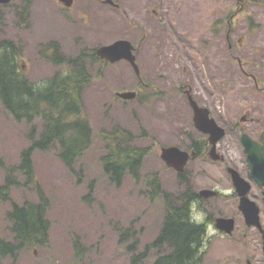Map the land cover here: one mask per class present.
<instances>
[{"label": "rangeland", "instance_id": "rangeland-1", "mask_svg": "<svg viewBox=\"0 0 264 264\" xmlns=\"http://www.w3.org/2000/svg\"><path fill=\"white\" fill-rule=\"evenodd\" d=\"M113 1L119 4L100 0H74L69 8L58 0L0 4V38L22 43L20 66L36 85L68 68L47 57L54 52L53 45L64 56L75 57L120 38L137 45L143 77L139 83L127 60L89 62L92 78L83 101L94 129L92 145L73 168L59 158L57 147L35 151L36 179L48 198L49 239L45 245L19 251L15 261L0 258V264H131L128 245L137 240L136 251L143 250L163 223L162 201L150 198L146 178L159 174L162 188L174 193L186 188L160 156L162 147H183L189 132L198 134L187 94L180 89L184 84L222 126L242 125L241 117L247 114L251 135L264 126V0ZM123 90H136L138 95L124 100L116 94ZM37 125L40 131L42 121ZM117 126L130 130L134 144L149 150L139 179L127 174L120 185L108 178L101 162L106 152L102 132ZM30 127L15 120L0 102V184L31 144ZM239 131L227 130L221 139L224 149L234 146ZM214 162L189 163L196 169L188 174L196 189L207 187L214 175L226 182L224 165ZM11 198L22 203L36 201L38 195L33 186H21L13 188ZM204 207L213 218L235 213L226 195L206 199ZM10 208V202L0 201V237L11 239L6 220ZM203 213L202 207L195 208L199 221ZM125 229H131L130 236H122ZM210 229L216 236L214 226ZM217 238L205 264H232L223 262L232 249ZM154 255L151 252L144 264H151Z\"/></svg>", "mask_w": 264, "mask_h": 264}, {"label": "trees", "instance_id": "trees-1", "mask_svg": "<svg viewBox=\"0 0 264 264\" xmlns=\"http://www.w3.org/2000/svg\"><path fill=\"white\" fill-rule=\"evenodd\" d=\"M52 47L54 52L47 57L56 64L66 63L68 68L36 85L20 66L22 43L0 38V102L15 120L31 126L28 132L31 144L22 151L20 163L8 169L0 184V201L11 203L6 212L11 239L0 237V258L10 257L14 261L19 251L45 245L49 239L48 198L36 179L35 151L57 147L59 158L73 168L94 138V129L84 113L83 95L92 78L89 62L102 60L93 49L66 57L57 45ZM38 120L42 121L40 131ZM102 139L106 152L101 162L108 178L117 185L127 174L139 179L148 147L135 145V135L120 126L102 132ZM146 181L150 198L162 201L163 223L158 236L143 250L136 251L137 240L128 245L131 264H144L151 252L155 254L151 264H203L198 247L205 238L206 222L193 218L188 198L164 190L158 174L148 176ZM21 186H33L38 200L13 201V188ZM130 234L131 229H125L122 236Z\"/></svg>", "mask_w": 264, "mask_h": 264}, {"label": "flooded vegetation", "instance_id": "flooded-vegetation-1", "mask_svg": "<svg viewBox=\"0 0 264 264\" xmlns=\"http://www.w3.org/2000/svg\"><path fill=\"white\" fill-rule=\"evenodd\" d=\"M103 2V0H100ZM59 2V1H58ZM61 6L63 5L59 2ZM63 7V6H62ZM120 7V6H119ZM118 7V8H119ZM66 8V7H65ZM135 51L138 50L137 45H135ZM139 77V83L143 82V77L140 73L137 74ZM188 85L184 84L181 92H185L187 94V90H189ZM190 92L192 89L190 88ZM188 103L190 104L188 95H187ZM200 104V103H199ZM201 105V104H200ZM191 106V104H190ZM204 106V105H203ZM192 108V119L191 122L193 127L198 131V134L194 136L189 131V137L186 143L183 145L184 150L190 152V158L186 164V168L183 172L171 168L177 175V177L181 180V183H186V188L179 193L182 194L185 198H188L192 207V216L195 220L198 218L195 216V208L198 206L202 207L204 211L201 222H207L205 238L198 247L199 253L203 256L204 264H205V256L213 251V239L218 236L217 239H225L228 247L232 249L231 252L227 254V257L223 262L231 261L232 264H264V183H260L258 180L254 179L251 175V166L248 161V154L245 152V147L242 142V134H249L257 143L259 144L261 157L264 158V136L261 139L263 128L260 130L258 135H251L248 132V126L246 125V120L249 119V114L242 116L241 120L244 121L241 125L239 122H235L225 127L227 130L233 131L237 128L239 131V139L234 142V146L225 145L222 147L221 138L216 144V153L217 157L211 155L212 143L209 140V136L207 133L200 130L195 124V112ZM211 116H213L211 114ZM254 121V117H252L251 122ZM245 124V125H244ZM226 130V131H227ZM196 134V133H195ZM196 159H201L203 161H216L214 163H222L224 165V171L226 172V182H224L219 177L210 176L211 181L208 183L207 187H202L201 189H196L193 184V179L191 177L188 178V174L191 169L195 170L193 167L189 166V163L195 161ZM241 165H240V164ZM229 167L236 168L240 174L250 182V189L247 192V196L255 201L260 208V217H261V225H250L247 223L246 218L240 209V203L242 196L237 192L236 187L233 182L232 173L229 171ZM205 170V169H204ZM204 189H210L215 191V193L209 197L201 196L200 191ZM226 195L228 200L231 201V205H233L234 214L226 217H231L234 219V225L231 232L221 231L216 227L215 218L209 216V210L204 207V203L208 198H220ZM199 221V220H198ZM216 231V236L213 235V228Z\"/></svg>", "mask_w": 264, "mask_h": 264}, {"label": "water", "instance_id": "water-1", "mask_svg": "<svg viewBox=\"0 0 264 264\" xmlns=\"http://www.w3.org/2000/svg\"><path fill=\"white\" fill-rule=\"evenodd\" d=\"M11 0H0V3H8ZM66 6H71L73 0H60ZM105 3L116 4L113 0H104ZM118 5V4H117ZM134 45L128 39H117L110 44H104L96 49V53L102 59L110 62H116L122 59L129 61L135 71L139 74L140 68L136 61V54L134 53ZM137 92L134 90H124L118 92V95L123 99H132L136 96ZM188 98L191 106L195 112V124L196 126L209 133V140L211 141L213 147L211 150V155L217 157L216 144L225 135V128L220 126L215 118L210 117V111L207 107H201L198 102L193 98V96L188 91ZM263 134L261 138H263ZM242 142L245 146V152L248 154V161L251 166V175L254 179L258 180L260 183H264V158L260 155L259 144L253 138H251L247 133L242 136ZM190 153L186 150L181 149L177 145H170L162 147L161 157L170 166L175 167L179 171H184L185 165L189 159ZM229 171L232 173V178L237 192L242 196L240 209L243 211L246 221L250 225H261L260 219V208L257 203L247 196V192L250 189V182L247 181L237 169L229 167ZM215 191L210 189H204L200 191L201 196L209 197L213 195ZM234 225V219L224 216L216 218V227L225 232H231Z\"/></svg>", "mask_w": 264, "mask_h": 264}]
</instances>
